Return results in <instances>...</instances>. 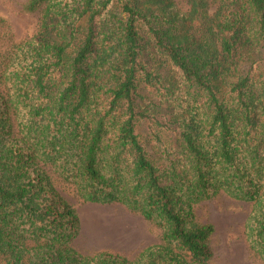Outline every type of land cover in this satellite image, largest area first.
Wrapping results in <instances>:
<instances>
[{"label": "trees", "instance_id": "16d2710c", "mask_svg": "<svg viewBox=\"0 0 264 264\" xmlns=\"http://www.w3.org/2000/svg\"><path fill=\"white\" fill-rule=\"evenodd\" d=\"M28 0L35 35L0 68V264H214L196 206L252 203L264 264V0ZM84 202L125 206L161 240L83 254Z\"/></svg>", "mask_w": 264, "mask_h": 264}, {"label": "rangeland", "instance_id": "374dc122", "mask_svg": "<svg viewBox=\"0 0 264 264\" xmlns=\"http://www.w3.org/2000/svg\"><path fill=\"white\" fill-rule=\"evenodd\" d=\"M28 0H0V68L4 54L14 45L35 35L40 26V13L24 9ZM187 9L186 0H175ZM63 196L76 207L82 221V234L74 247L83 254L109 248L129 259L143 249L158 244L162 231L138 213L125 206L93 204L82 201L69 186L56 181ZM253 205L224 193L201 202L196 215L201 223H212L211 238L214 264H263L249 246L246 224Z\"/></svg>", "mask_w": 264, "mask_h": 264}, {"label": "crops", "instance_id": "0c3cea01", "mask_svg": "<svg viewBox=\"0 0 264 264\" xmlns=\"http://www.w3.org/2000/svg\"><path fill=\"white\" fill-rule=\"evenodd\" d=\"M80 219H81V217H80ZM82 228H83V226H82V221H81V233H80V235L82 234ZM100 250H110V249L109 248H100L98 251H100Z\"/></svg>", "mask_w": 264, "mask_h": 264}]
</instances>
